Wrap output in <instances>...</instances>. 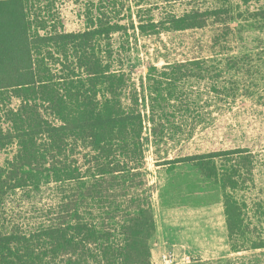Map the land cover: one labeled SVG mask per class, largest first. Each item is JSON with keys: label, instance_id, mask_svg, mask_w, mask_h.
Segmentation results:
<instances>
[{"label": "trees", "instance_id": "trees-1", "mask_svg": "<svg viewBox=\"0 0 264 264\" xmlns=\"http://www.w3.org/2000/svg\"><path fill=\"white\" fill-rule=\"evenodd\" d=\"M44 1L0 0V150L16 148L0 171V194L21 190L34 205L44 194L58 201L38 226L0 232V264H153L154 185L145 179V162L153 146L160 151L181 134L163 122L178 125L164 105L171 95L157 80V66H150L147 85L139 88L115 68L138 58L98 49L99 38L110 40L120 27L112 18H91L83 31L48 30L52 15ZM193 19L176 22L203 25ZM227 34L213 41L221 52L230 49ZM207 61L170 64L176 68L167 77L172 96L183 80L177 71ZM211 88L220 93L215 83ZM148 102L150 112H143ZM230 154L237 157L226 158L229 165L220 173L216 157ZM256 158L244 148L185 158L223 182L228 238L236 252L249 213L234 191L246 188ZM165 161L172 171L184 160Z\"/></svg>", "mask_w": 264, "mask_h": 264}, {"label": "rangeland", "instance_id": "rangeland-1", "mask_svg": "<svg viewBox=\"0 0 264 264\" xmlns=\"http://www.w3.org/2000/svg\"><path fill=\"white\" fill-rule=\"evenodd\" d=\"M44 7L52 15L48 30L83 31L91 18H112L120 27L110 40L100 37L98 49L114 50L119 58L127 51L138 58L115 68L124 69L128 81L139 88L142 82L147 85L150 66H157V80L165 95H171L164 105L166 112L176 114L178 125L163 122L170 130L180 127L181 134L160 145V151L153 146L145 162V179L154 185L152 263L169 264L164 256L172 254V264H264V0H45ZM186 15L203 25L186 28L187 23L176 22ZM224 33L231 46L222 53L213 41ZM199 58H208L202 68L177 71L183 80L172 96L167 77L176 68L170 64ZM234 59L242 62L234 64ZM214 83L220 93L211 88ZM150 105L143 112H150ZM238 148L252 150L257 162L253 180L234 191L249 213L236 252L228 238L223 182L185 158ZM15 150H0V171ZM230 157L237 155L216 157L220 173ZM167 158L184 161L169 171ZM43 197L34 205L21 190L0 194V232L25 231L47 220L58 199L55 204L49 194Z\"/></svg>", "mask_w": 264, "mask_h": 264}, {"label": "built area", "instance_id": "built-area-1", "mask_svg": "<svg viewBox=\"0 0 264 264\" xmlns=\"http://www.w3.org/2000/svg\"><path fill=\"white\" fill-rule=\"evenodd\" d=\"M164 258H165V259H164L165 262H167V263H169V264H172V263H173L172 254L165 255Z\"/></svg>", "mask_w": 264, "mask_h": 264}]
</instances>
